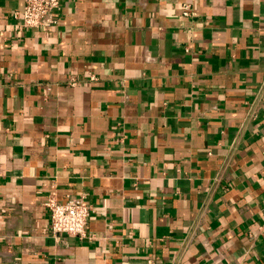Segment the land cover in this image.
Returning <instances> with one entry per match:
<instances>
[{"label": "crops", "instance_id": "0c3cea01", "mask_svg": "<svg viewBox=\"0 0 264 264\" xmlns=\"http://www.w3.org/2000/svg\"><path fill=\"white\" fill-rule=\"evenodd\" d=\"M23 4L0 0V264L264 263V0H62L40 29ZM52 194L91 204L86 237L52 232Z\"/></svg>", "mask_w": 264, "mask_h": 264}, {"label": "built area", "instance_id": "2783aa9c", "mask_svg": "<svg viewBox=\"0 0 264 264\" xmlns=\"http://www.w3.org/2000/svg\"><path fill=\"white\" fill-rule=\"evenodd\" d=\"M61 3L62 0H24L22 9L15 11L14 14L16 18H20L22 26L40 29L58 21L56 12L60 9ZM183 13L194 14L193 5L185 3ZM46 206L50 227L55 235L69 234L81 238L87 236L86 227L92 207L83 195L69 194L62 199L52 194Z\"/></svg>", "mask_w": 264, "mask_h": 264}]
</instances>
